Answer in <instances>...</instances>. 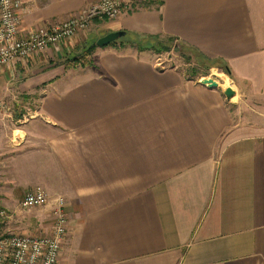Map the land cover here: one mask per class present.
<instances>
[{
	"label": "crops",
	"instance_id": "1",
	"mask_svg": "<svg viewBox=\"0 0 264 264\" xmlns=\"http://www.w3.org/2000/svg\"><path fill=\"white\" fill-rule=\"evenodd\" d=\"M101 1L26 0L20 32ZM122 1L117 19L0 70L1 94L39 104L19 128L0 119V206L17 211L42 187L51 202L28 223L44 235L63 197L58 264H264V114L238 119L221 86L158 70L128 38H174L223 60L240 97L264 109V0ZM116 32L123 43L66 67Z\"/></svg>",
	"mask_w": 264,
	"mask_h": 264
},
{
	"label": "built area",
	"instance_id": "2",
	"mask_svg": "<svg viewBox=\"0 0 264 264\" xmlns=\"http://www.w3.org/2000/svg\"><path fill=\"white\" fill-rule=\"evenodd\" d=\"M26 0H0V70H11L34 57L42 58L48 50L87 32L91 24L117 19L123 10L122 0H102L61 23L41 28L29 35L20 32ZM7 109L0 100V113ZM51 197L42 187L28 191L17 211L0 206V264H58L69 229L66 201L58 196L47 233L36 237L11 226L17 213L42 209Z\"/></svg>",
	"mask_w": 264,
	"mask_h": 264
},
{
	"label": "rangeland",
	"instance_id": "3",
	"mask_svg": "<svg viewBox=\"0 0 264 264\" xmlns=\"http://www.w3.org/2000/svg\"><path fill=\"white\" fill-rule=\"evenodd\" d=\"M119 41L124 42L125 39L122 38ZM162 42H167V40L153 41L149 47V49H151L149 52L153 55L154 63L158 70L176 71L185 79L198 80L202 84L207 83V79H214L218 86H221V89H223V93L227 88H229L226 86V82L223 79V76H227L232 82L231 86H233V90L236 92L235 97L231 98L230 101L237 103V105L236 107L232 105L230 106L232 112L238 113V119L252 124V122L249 121L251 116L258 115L259 112L264 114V109L260 108L255 101L250 100V98L248 100L245 97H240L237 85L227 74L222 73L221 70L215 67L210 69L207 63L199 59L194 52L185 48V46L180 45V42H169L165 44H162ZM82 55L84 54H78L77 56L82 57ZM7 85L8 84L5 83V86ZM5 86H2L3 89ZM15 88L16 85H13V89ZM0 99L7 105V109L0 113V119L3 118L6 120L7 129L8 127H21V122L30 120L34 116V112L37 110L39 105L38 102L35 101H23L22 96L15 90L14 95L5 94L4 96L0 93ZM36 210L40 209H35V211ZM33 217H38V213L33 212V210L30 212L17 213L16 222L11 227L30 236H43V234L37 232V225L35 226L28 223V221Z\"/></svg>",
	"mask_w": 264,
	"mask_h": 264
},
{
	"label": "trees",
	"instance_id": "4",
	"mask_svg": "<svg viewBox=\"0 0 264 264\" xmlns=\"http://www.w3.org/2000/svg\"><path fill=\"white\" fill-rule=\"evenodd\" d=\"M130 39L131 42H129L132 46H135L137 48V50L139 52H145V51H149L151 49H149L151 43H153V41H159L157 39H141V38H136V37H128ZM167 42H162V44L165 43H169V42H179L177 41V39L174 38H168L166 39ZM117 42L112 43L109 46H113L116 45ZM123 43V42H122ZM180 45L185 46V48H188L189 50H191L192 52H194L195 55H197L199 57V59H201L202 61H204L205 63H207L209 65V68H218L219 70L222 71V73L227 74L229 77H231V71L229 66L227 65V63H225L223 60H211L205 56H203L202 54H200L197 50L193 49V48H189L187 47L185 44L180 43ZM97 48L96 43L92 44L91 46L88 47V49L85 51L84 55H82V57H72V58H68L67 59V64L66 67H76L78 65L80 66H87L90 64V62L87 60L92 53L94 52V50ZM169 51V50H167Z\"/></svg>",
	"mask_w": 264,
	"mask_h": 264
},
{
	"label": "water",
	"instance_id": "5",
	"mask_svg": "<svg viewBox=\"0 0 264 264\" xmlns=\"http://www.w3.org/2000/svg\"><path fill=\"white\" fill-rule=\"evenodd\" d=\"M126 36L125 33L123 32H116V33H111L108 34L102 38H100L97 41V47L99 48H103V47H107L109 45H111L112 43H115L117 41H119L120 39L124 38ZM205 87H211V88H217L218 84L216 83V81L214 79H207V83L203 84ZM224 95L226 97V99H231L234 98L236 95V92L231 88H227L224 91Z\"/></svg>",
	"mask_w": 264,
	"mask_h": 264
},
{
	"label": "bare ground",
	"instance_id": "6",
	"mask_svg": "<svg viewBox=\"0 0 264 264\" xmlns=\"http://www.w3.org/2000/svg\"><path fill=\"white\" fill-rule=\"evenodd\" d=\"M227 87H231L232 88V86L228 83L227 85H226Z\"/></svg>",
	"mask_w": 264,
	"mask_h": 264
}]
</instances>
